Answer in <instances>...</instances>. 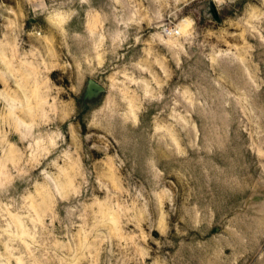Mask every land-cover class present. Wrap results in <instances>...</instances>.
Returning <instances> with one entry per match:
<instances>
[{
    "label": "rangeland",
    "instance_id": "rangeland-1",
    "mask_svg": "<svg viewBox=\"0 0 264 264\" xmlns=\"http://www.w3.org/2000/svg\"><path fill=\"white\" fill-rule=\"evenodd\" d=\"M43 3L0 0V264H264V0Z\"/></svg>",
    "mask_w": 264,
    "mask_h": 264
},
{
    "label": "clouds",
    "instance_id": "clouds-1",
    "mask_svg": "<svg viewBox=\"0 0 264 264\" xmlns=\"http://www.w3.org/2000/svg\"><path fill=\"white\" fill-rule=\"evenodd\" d=\"M116 2L119 3V0H116ZM38 3H39V5L41 7H46L44 5V3H43V0H38ZM90 3H91V0H79V4L82 7L83 6H86V5H89ZM216 3H217V5H219V4L223 3V0H216ZM51 15L52 16H57V17H60L61 18V31L63 32L64 31L63 24H66L68 22V20H70L72 18V16H75L76 15V13L75 12H72L71 15H64V14H62V13L54 10ZM253 31H256V29H253ZM65 35H66V33H65ZM73 35L75 36V38H76L77 41H79V40L82 39V37L80 36V34L78 32L77 33H73ZM259 38H260L261 42H264V35H260ZM104 39H105V37L103 35H101L99 37V40L101 42H103ZM2 55H3V53L0 52V56H2ZM216 55L217 56H221V55L227 56L228 53H219L218 52V53H216ZM13 59H15V57H13ZM9 67H11V65H9ZM143 71H147V69H143ZM0 75H2V74H0ZM132 83L133 84H141V83H144V82L142 80H132ZM17 87L20 88V90H21L22 93H25V97L24 98H25V100H27L28 97L26 95V89L24 87H21V85H19V84L17 85ZM144 95L147 97V96L150 95V93L147 90H145ZM13 103L17 107H20L21 110H23V106L20 105V102L18 100L14 101ZM99 111L104 112V111H106V109L105 108H101ZM11 114L15 117V108L12 109ZM26 114H30V113H26ZM116 115H122L124 117V123L125 124L128 123L127 113L109 112V114H108V120L109 121H112V119ZM131 122H132L133 127L137 126L138 123H139L138 120L135 119V118H133ZM17 123L20 125V127H18L16 129L17 132H20V128H23L25 130V133L21 134V140L22 141L27 140L29 138V136L32 135L33 123H25L23 120H19L18 118H17ZM52 136L55 137L56 139H63L62 135H59L58 132H53L52 133ZM35 143H36V145H41V144L44 143V141H43V139H37L35 141ZM173 144L175 145V149H176L175 154L176 155H178V156H186L187 155V153L180 148V145H179L178 141H176L174 139L173 140ZM32 147H33V145L32 144H29V148H32ZM51 147L52 148H56L57 147V144L55 143V140H52L51 141ZM45 151H46V149H45ZM53 163H55V161H53ZM145 164H146V166L150 167L152 171L156 172L158 176H162L163 175V173L160 172V169L157 167V161L154 158H152L151 156H149V157L146 158ZM42 175H45L46 178L49 179V180L52 179V177L50 175H47L46 173H42ZM99 182L100 181L98 179L97 180V183H99ZM2 187L3 186L0 185V188H2ZM166 191L167 190H165V192ZM154 195H156V194L154 193ZM61 198L63 199V197H61ZM199 216H200V211L197 210L195 212V215L192 217V219H193V227H196V228L199 227Z\"/></svg>",
    "mask_w": 264,
    "mask_h": 264
},
{
    "label": "water",
    "instance_id": "water-1",
    "mask_svg": "<svg viewBox=\"0 0 264 264\" xmlns=\"http://www.w3.org/2000/svg\"><path fill=\"white\" fill-rule=\"evenodd\" d=\"M212 12H213L215 19L219 20L217 10L214 8ZM103 92H104V88L99 83H97L94 80L89 81L88 87H87V93H86L87 98H93Z\"/></svg>",
    "mask_w": 264,
    "mask_h": 264
}]
</instances>
